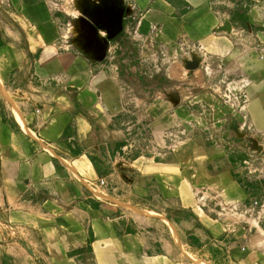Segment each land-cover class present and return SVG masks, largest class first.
<instances>
[{
  "label": "crops",
  "instance_id": "0c3cea01",
  "mask_svg": "<svg viewBox=\"0 0 264 264\" xmlns=\"http://www.w3.org/2000/svg\"><path fill=\"white\" fill-rule=\"evenodd\" d=\"M58 1L0 0V77L35 85L20 123L0 109V264H264V31L212 0H124L96 53L64 40ZM121 31L158 85L103 61Z\"/></svg>",
  "mask_w": 264,
  "mask_h": 264
},
{
  "label": "rangeland",
  "instance_id": "374dc122",
  "mask_svg": "<svg viewBox=\"0 0 264 264\" xmlns=\"http://www.w3.org/2000/svg\"><path fill=\"white\" fill-rule=\"evenodd\" d=\"M212 2L217 12L237 25L238 29H242L243 33L248 31L250 27L254 31H264L263 27L252 26L249 20V15H252L251 12L264 11V0H212ZM5 8L4 5H0V24L4 22L1 15ZM56 9L64 40L68 43V41L80 42L84 41V38H88L94 52L97 50L94 46L97 47L96 41H100L101 34L103 32L108 33L107 30H103L108 26H111L110 29H115L116 26L120 28L121 24L118 19L128 18L129 15V8L124 0H59ZM132 23L133 19L131 18L130 25ZM103 49L105 52L103 61L109 59L112 63H116L122 76L136 80L143 85L151 84V86L158 85L164 78L165 70H162L159 56L152 58L147 51L140 47L139 42L133 41L123 31L115 37H107ZM30 77L31 72L26 71L24 74L22 70L18 76L16 71H13L10 77L8 76L5 80L0 77V109L4 113L15 115L19 123L20 107H23V104L27 102V98L33 92L32 88L35 87L31 83ZM250 142L252 139L249 140ZM253 165L255 164L253 163ZM261 177L259 182L264 186V173L261 174ZM252 180L257 183L256 179L253 178ZM140 209L143 210L144 208ZM143 212L147 211L144 209ZM168 226L172 228L171 224ZM188 231L185 229L186 245L189 244L190 246L189 249L186 248L188 252L201 250L198 254H215L213 248L205 247L200 238L189 236L190 232ZM188 256L192 257L190 254Z\"/></svg>",
  "mask_w": 264,
  "mask_h": 264
},
{
  "label": "water",
  "instance_id": "95a60500",
  "mask_svg": "<svg viewBox=\"0 0 264 264\" xmlns=\"http://www.w3.org/2000/svg\"><path fill=\"white\" fill-rule=\"evenodd\" d=\"M187 68H188V69H195V68H196V64H194V63H192V62H189V63L187 64ZM22 245H23L24 247H26V248L29 250V248H28V246H27L26 243H23V242H22ZM30 252H31V251H30Z\"/></svg>",
  "mask_w": 264,
  "mask_h": 264
},
{
  "label": "built area",
  "instance_id": "2783aa9c",
  "mask_svg": "<svg viewBox=\"0 0 264 264\" xmlns=\"http://www.w3.org/2000/svg\"><path fill=\"white\" fill-rule=\"evenodd\" d=\"M254 144H255V142L252 141V142L249 143V146L252 147ZM104 184H105V182L101 181L100 185L103 186ZM28 251H29L30 254H33L32 250L29 249Z\"/></svg>",
  "mask_w": 264,
  "mask_h": 264
},
{
  "label": "trees",
  "instance_id": "16d2710c",
  "mask_svg": "<svg viewBox=\"0 0 264 264\" xmlns=\"http://www.w3.org/2000/svg\"><path fill=\"white\" fill-rule=\"evenodd\" d=\"M121 35V34H120ZM2 43H0V45H1Z\"/></svg>",
  "mask_w": 264,
  "mask_h": 264
}]
</instances>
